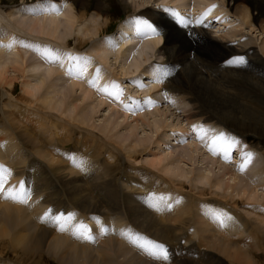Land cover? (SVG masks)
Returning a JSON list of instances; mask_svg holds the SVG:
<instances>
[{"label": "bare ground", "instance_id": "obj_1", "mask_svg": "<svg viewBox=\"0 0 264 264\" xmlns=\"http://www.w3.org/2000/svg\"><path fill=\"white\" fill-rule=\"evenodd\" d=\"M111 1L38 0L35 4H27L23 1V5L13 8L12 11L10 10L11 12L2 10L0 5V25H5L8 29L5 36L1 37L0 35V80L4 81L6 78L5 69L10 65L20 71L29 70L31 72H36L48 65V61L26 63L27 51L22 54L18 45V38L27 35L35 42L45 41L56 46H70L68 38L73 35H76L77 38L84 37L86 39V37L101 34L100 25L95 26V24L90 23L93 15L91 16L92 19L89 18L88 20V12L86 14V11L88 7L92 6L96 13H103L102 15L108 23ZM221 2L227 5L229 12L242 25L247 27L257 25L264 32V0H221ZM122 6L125 10L130 9L127 3L123 2ZM129 11L131 12V10ZM133 13H143L158 19L161 24L160 28L165 31V34L163 37L157 36L148 39L146 37L148 29L144 28L143 25L137 24V26L130 28L124 25L121 26L119 32L114 35L115 38L121 39L118 42L119 49L123 48L122 58L124 61L121 65L130 61V59L132 60V58H135L137 60L135 62H138V58L144 49L160 48L163 58L158 79L163 81L161 89L164 92L181 93V96L187 95L194 103H192L193 109L200 116L199 118L203 117L211 123L219 122L234 130L235 126L241 124L242 120L246 122L250 119L264 126V57L256 50L251 41H242L240 38L243 37H240L236 38V40H240L237 44H234L235 41L228 40L229 38L215 39L205 32L206 24L203 22L191 26L189 20H177L170 12H159L148 6L146 9H139L133 11ZM127 22L129 21L127 20ZM24 26L29 30L28 33ZM234 36L237 37V35ZM142 37H145V39L142 40ZM106 46L104 44L100 49L97 48L96 52L101 54L104 52L103 49L107 48ZM35 54L39 56L38 52ZM238 54H240L238 57L243 58L244 62L242 64L229 63L234 58L222 63L230 56ZM104 60L106 61V58ZM105 63L107 64V61ZM98 70L97 72H99ZM103 73V71L99 72L101 75H104ZM154 77H156L155 74ZM27 78L29 80L25 82L24 87L28 93L32 94V92L40 90V87L33 82L32 76ZM14 79L15 77L11 78L7 83L12 86ZM95 80H97V77H95ZM7 94H10V91ZM1 95L3 97L6 93L3 91ZM50 96L45 95L42 101L49 102L48 105L53 109L56 100L51 99L52 96ZM59 101L60 104H63V101ZM217 102L224 107L218 106L219 104L216 105ZM143 117L148 118V115ZM58 118L55 120H58ZM2 120L4 124L0 126V165L6 168L12 166L14 169H18L16 171L18 178L13 176L14 178L12 177L11 182L9 181L10 183L8 182L4 188L8 190L13 186H19L21 184L20 180L23 181L22 174H24L25 190L30 195L27 203L15 202L0 195V264H228L216 254L211 253L213 256L208 257L210 253L207 250L204 252L198 251L206 245L218 252L222 250L228 257L243 264H260L254 259L253 255L251 257L248 254V252L253 251L252 247L249 246L246 249L237 240L232 239L247 229L246 223L243 224L241 221L236 224L232 219H228V213L234 210L233 206H236L234 203L232 206L228 205L230 203H227V201L220 202L221 200L219 201L217 198L207 197L206 190L201 189L198 196L195 194L185 195V201L188 200L186 204L183 200L178 201L180 206H183L181 203L185 204L180 211L183 215L188 214L189 217L182 218V216L178 217L177 214L175 218L169 216L168 219H164L168 208L159 199L157 192L167 191L170 194H167L168 198L176 196L181 199L179 194L181 193L182 196V192L185 190L183 182L176 186L172 181L163 177L168 184V188L161 189V185H150L148 178H146L147 181L142 180L143 177L149 175L142 177L139 174L140 176L135 178L127 173H120L115 177L110 175L111 171H105L104 175H96L94 173L97 170L94 169L95 167L92 164L90 167L89 162L93 159L95 161L97 159L96 162H98L100 154L94 155L93 152L86 153L79 150L80 152L77 151L78 158L73 159L74 162H68L67 158L59 155L60 153L58 154L59 151L55 150L56 146L53 149L44 137L37 138L33 131L28 132V128L20 129L21 133L19 132V135L21 137H18L16 131L10 128L11 124H9L6 117ZM154 122L152 120L150 123L154 124ZM159 122L160 119L156 118L154 126L157 129L160 128ZM64 123L66 122L64 121ZM66 128L64 129L67 132L68 128ZM177 128L180 130L179 137L187 138L186 141L193 145L190 146L189 152H186V155L191 152L192 154L189 157H192L193 153L198 152V142L189 140L188 136L191 135L184 125L180 124ZM37 132L39 133V131ZM16 141L20 143L21 151L24 149L25 156L30 160V163L25 166L27 169L22 168L21 160H19L22 157L21 152L18 153V150L12 145ZM99 143L100 148L111 146L110 151L115 149V146L110 142L99 141ZM75 144L77 145V143ZM89 147H92V145L89 144ZM252 154L251 161L246 167L249 168L248 172L250 174V170L258 165L259 160L257 154ZM152 155L150 164L154 167L161 165L164 173H169L178 166L174 163L177 157H172L171 151L166 154L153 152ZM205 155L211 160L215 159V162H219V158H215L217 156L215 153L208 152ZM87 166L93 168L94 171L92 172V169L89 172L84 171L83 168H87ZM226 170L224 176L227 175V178L231 180L229 186L232 188L230 189L239 188L240 193L248 195L249 199L254 197L259 200L257 195L260 196V194L257 191H259V187L264 186V173L258 170L254 178L248 179L244 176L243 171L245 169L241 171L240 168L228 167ZM182 172L184 171H177L178 174H176L181 176L185 173L181 174ZM206 173L199 171L197 178L203 181L209 176ZM207 178L208 181L211 179L210 177ZM221 182L220 178L217 177L213 181V185L221 187ZM224 182L226 183V181ZM223 185L226 186L227 184ZM145 192H147V195ZM209 194L213 193L210 192ZM232 199L234 200L233 197ZM257 200L255 199V201ZM237 202L236 200L238 205ZM44 204L49 210H52L53 214L63 213L67 215L75 213L89 219L95 218L96 214L102 215L105 221H108L105 226L108 231L103 234L101 228H97L100 225L96 222L91 224L93 227V240L74 235L73 229L70 228L71 222L67 224L65 230L61 231L59 226H55L54 221L42 219L44 217L42 214L45 215L43 213ZM199 206L202 207L201 210ZM172 207L171 210L174 211L176 204ZM194 209H197L202 215L197 214ZM257 210L260 211V224L264 227V208ZM210 211L212 212L210 213ZM213 213L222 215L220 219H217ZM193 214L197 215L198 221L193 219ZM115 222H120L123 229H116L112 234L109 230ZM176 222L177 224L182 223V227H177ZM188 223L195 225L196 229H194L197 234L199 237H203L201 240L205 238L206 242V239L209 238L206 245L201 243L196 249L194 244L186 239V237H189V227L183 228V226L189 225ZM123 230H131L129 234L140 235L156 243L168 245L172 251L169 259L167 261H153L151 255L146 258L145 252L134 251L123 238L125 237L121 234ZM182 235L185 237H181ZM213 238L215 244L209 245L208 240ZM183 243L190 244L183 247L176 246ZM243 245H245V241H243ZM230 249L234 250L231 251Z\"/></svg>", "mask_w": 264, "mask_h": 264}, {"label": "rangeland", "instance_id": "obj_2", "mask_svg": "<svg viewBox=\"0 0 264 264\" xmlns=\"http://www.w3.org/2000/svg\"><path fill=\"white\" fill-rule=\"evenodd\" d=\"M23 1L24 3H27V4H35V2L38 0H0V5L2 6V10L11 12L13 8H17L23 5L24 4L22 3ZM123 2L127 3L128 6H130V9L125 10L122 6ZM163 2L164 3H179L181 5H184L185 3L186 6L190 4L193 5V4L201 3L198 6H201V5L204 6V5H208L212 3L213 0H173V1L172 0H125V1L124 0H112L110 2L111 8L109 12V18H108L109 22L108 23L105 21L102 15L103 14L102 12L96 13V11H94V8L92 6L88 7L86 11V14L88 12V15H87L88 20L89 18L90 19L93 18L92 22L90 23H92L93 25L95 24V26L100 25L99 27L101 28V34L93 35V37L89 36V37H86V39H84V37L77 38L76 35L69 37L68 39H69L70 48L74 50H77V49L84 50L85 49L88 51L89 55H87L86 57H83V56L76 57L75 56L73 58H79V59L71 58L70 62L67 65H65L66 62L64 58H61L60 60L59 58L52 59L48 55L49 52L54 53L58 51L57 46L55 44H50L49 42H45V41L35 42L33 39H30V37L27 35H23L22 37L18 38V45L20 47L22 54H25V52L27 51L26 63L29 64L31 62L48 61V65L43 67L42 69H39L36 72H31L29 70L20 71L16 67L11 66V65L5 69V77H6L4 79L5 82L3 80L2 81L0 80V126L1 124H4L3 123L4 121L2 119L6 117L7 121H9V124H11L10 128L16 131L18 137H21L19 135V132L21 133L20 129L24 130L25 128H28V132L31 133L30 131H33L34 134L37 136V138L44 137L46 142L49 143L51 147H53V149L56 148L55 150L59 151V152L57 151L58 154L60 153L59 155H63V157L67 158L68 162H74L73 159L78 158L77 154L80 151H84L86 153L93 152L94 155L100 154V157L98 158V162H96L97 159L96 161L93 159V160H90L89 162L90 167L92 164L95 167L94 169L97 170L94 173L96 175L97 174L104 175L105 171L107 172L111 171L110 175L115 176V177H117L120 173H123V174L127 173V174H130L131 176H134L135 178L136 176L138 177L140 175L142 177L144 175H149L147 177H143L142 180L147 181L146 178H148L150 185L151 184L154 186L161 185L162 186L161 189L168 188V184L165 182L164 179L172 181L173 184L176 186L180 185L181 182H183L185 185V190H183L182 192L183 197L181 196V193L179 195L181 199L175 196V199L172 201L171 206L166 207L168 208V210H166L167 212L164 215V219H168L169 216H172V218H175L177 214H178L177 215L178 217L179 216H182V218L189 217L188 214L183 215L182 211H180L181 208L184 207L188 201V200L185 201L186 199L185 195L187 196V195L195 194L196 196H198L199 193H201L200 192L201 189L206 190V193H208L207 197L217 198L219 201L221 200L220 202H222L223 200H224L223 202L227 201V203H230L228 205H232V206L234 203L236 206H233L234 210L232 212H229L228 216L231 217L233 215L236 219L235 220L232 219V221L236 224L240 223L241 221L243 222V224L246 223L247 229L246 231H243L242 233H240L239 235H236L232 239H234L235 241L237 240V242L240 243L242 246H244L246 249L249 246L252 247L253 251L251 250L252 252L251 253L248 252V254H250L251 257L253 255L254 259H256L260 264H264V227L260 224V221H261V219L259 218L260 211L257 210L260 208L261 209L264 208L263 207L264 206V190H263L264 186L259 187V191L255 189L260 194V196L257 195L259 200H257V198H254V197L249 199L248 195L240 193L241 191L239 190V188L237 189L234 188L233 190L230 189L232 188L231 186H229L231 184L230 182L231 180L227 178V175L224 176L225 173L227 172L226 168L228 167L240 168L241 164L237 165L236 164L237 162L235 159H233L232 162H229L226 159H220L221 158L220 156H216L215 157L216 159L219 158L218 159L219 164H218L217 162H215V159L211 160L207 155H205L208 152H211L212 154L216 152L208 146L205 147V149L208 151L206 152L204 150V146L203 145L200 146L198 144H197L198 152L196 151L197 153H193V156H192L193 158L189 157V155L192 154L191 152L187 154L188 156L186 155V152H189L190 150L189 149L190 146H193V145H190L186 141L187 138L184 140L183 136L179 137L180 130L177 127H179L180 124L183 126L185 120L186 122H188L190 120H194L191 118H196V120L200 119L199 118L200 116L197 115L193 109L194 103L188 98V96L187 95L181 96V93L175 94V93L164 92L161 89V87L157 89L155 86H154L155 88H153V87H150V85H148V87L150 88L145 89V90H142L140 88V90L145 92L143 94L145 95L152 94V97L156 98L157 101L155 103L157 104L154 106V108L153 109L148 108V104L145 103V101L141 100L140 103L138 104L136 103V105H133L131 107L130 112H127L126 109L117 108V106L113 105L110 100L109 102H107L108 101L107 97L102 96L99 93V90L96 91L92 88L93 84L90 82L94 80L95 77L92 78L90 81L80 80L78 78V75H76L75 73V70H74L75 66L80 65L81 67L82 66L85 67L87 65H90L91 63L94 66L95 64L94 58H96L102 64L101 66L92 67L90 69V72L92 70L99 69L98 71L99 72L103 71L104 72L103 76H105L107 79L112 78V76L122 78L126 81L130 89H135V86H133L135 85V83L133 84L131 83V81H133L134 79V76L135 77L141 76L140 78L141 81L138 83H145V85L147 83V81H145L147 80V78L144 77L145 74L151 76V78H153V82L154 80H156V78L158 79L159 74L161 73L160 67H161L162 58H163L162 56L163 54L161 53L160 48L158 47L159 49H157V47H154L150 50L144 49L138 58V62H135L136 59L132 58V60L130 59L131 62L128 61L129 60L128 59L127 60L128 62H124V65H121V63L124 61L122 58L123 48L120 50L119 49L120 46H118L119 45L118 42H120L121 39H119L118 37L115 38L114 35L117 32H119L121 26L123 25L128 28L137 26V21H135V23L127 22V20L129 21L130 16L134 14L133 11H137L139 9L141 10L146 9V7L148 6V7L153 8L156 11L165 12L164 6L160 4ZM222 3L223 2H221V0H214V5H213L214 8L210 9L209 12L212 15L220 13V17L222 15L224 20L216 23L219 25L218 28H216L215 26H210L209 28L206 27L205 32L209 33L210 36L212 35L213 38L218 39V40H221L222 39L221 37H223L225 39L229 38L228 40H233L235 42L237 41L236 43L234 42V44H237L240 39H242V41H246V40L249 42L251 41L255 45L256 50L264 57V32H262L258 28L257 25H253V27H247L245 25H242L240 21H238V19L229 12L227 5L222 4ZM129 10H131V12ZM114 29L116 30L113 36L109 38H107L108 36H103V35H107V33H110ZM25 30L27 33L29 32V30H27L26 27H25ZM7 32H8V29L5 27V25H0L1 37L5 36ZM234 35H237V37ZM240 37H243V38H240ZM236 38H240V39L236 40ZM104 44L105 46L107 45L106 46L107 48L103 49L104 52H102L101 54L97 53L96 52L97 48L100 49L101 46H103ZM124 50H125V47H124ZM36 52L39 53V56L35 54ZM117 55L118 57H116ZM239 55L240 54L232 55L226 60H224L222 63L228 62L231 58H237ZM105 58H106L107 64L105 63L106 62L104 60ZM125 63L127 64V66ZM121 66L125 68H122ZM69 70L70 72H68ZM139 71L142 72L143 74H140ZM109 72L112 74V76ZM154 74L156 77H154ZM30 76L33 77L34 79L33 82L36 83V86L40 87V90L34 93L32 92V94L28 93L24 87L25 82L29 80V78L27 77H30ZM14 77H15L14 82H13L14 84L10 86L7 83V81ZM107 81L111 82L112 80H105L103 84H106ZM141 86L143 85L141 84ZM3 91L6 93V95L2 97L1 92ZM9 91H10V94H7V92L9 93ZM138 94H141V93L139 92ZM45 95H49V96L51 95L52 96V97L50 96L51 99L56 100L54 102L55 106L53 107V109H51L50 106L48 105L49 104L48 101H47L48 103H45L42 101V98ZM59 100L63 101L62 102L63 104H60L61 102ZM215 104L216 105L219 104L218 106L224 107L222 106V104L218 102ZM74 106H77V107H74ZM144 115H148V118L143 117ZM57 117H59L58 120H55L57 119ZM136 118L137 119L140 118V119L137 120ZM156 118L160 119L159 129H157V127L154 126L156 122ZM201 118L204 119L203 117ZM152 120L155 121L154 124L150 123ZM64 121L66 123H64ZM242 121H241V124H239L237 127L235 126V129H234L235 131L229 127L227 128V126L219 122H217V124L223 125L224 130H226L227 132L234 131V132H237L239 135H242L243 137L244 136L247 137L248 142L252 143L257 148L256 150L251 148V151L249 152L255 153L257 154V156L259 153V155L261 156L260 162L258 163L257 166L254 167V169L250 170L251 174L248 172L249 168H245V170L243 171L244 176H246V178L248 179L249 178L251 179V178H254L255 173H257L258 170L264 173V155H263L264 154V126L263 124L261 125L258 124L255 120L248 119V121L246 122L245 121L242 122ZM56 122L59 124L61 123V124L59 125ZM215 123L216 122L211 123L210 121H208L204 124L209 129L210 128L222 129L218 125L217 126L213 125ZM12 124H14L15 126ZM59 127H62V128L60 129ZM66 127L69 130V131L67 130V132L64 129ZM41 129H43L44 131L43 130L41 131ZM36 130L39 131V133ZM73 130H74V133H73ZM191 136H188L190 141L194 140V142L196 141V143L201 141L200 138L195 137L193 134ZM235 140L238 141L237 139ZM99 141L101 142L103 141L105 143L110 142L111 144L115 146V149L110 151L111 146L110 147L102 146L100 148L99 147L100 145L98 146V144H100ZM82 142L85 144H83ZM137 142L138 144L136 145ZM176 142H177V145H176ZM238 142L242 143L241 140H239ZM75 143H77L78 147ZM89 144L90 146L92 145V147H89ZM12 145L14 146L15 149L18 150V151L16 150L18 153L21 152L20 155H22V157L19 160H21L22 168L27 166L30 163L29 162L30 160L28 159V157L25 156L26 154L25 150L23 149L21 151V145L18 141L14 142ZM69 150H71L69 153L70 156L63 154L62 152V151L67 152ZM170 151L173 154L172 157L176 156L178 158L177 159L175 157L176 159L174 161V163L178 166L172 170L170 169L171 171L169 170L170 171L169 173H164L161 169L162 168L161 165L154 167L153 165L150 164V158L153 157L152 155L153 152H156L158 154H166V153H169ZM243 155H241V157H243ZM179 157L181 158V160H179L180 159ZM242 162H243V158L241 160V163ZM182 167L185 170L181 169ZM25 169H27V167H25ZM90 169H92V172L94 171L93 168H88V166L87 168L85 167L83 168V170L87 172H89ZM17 170L18 169H14L15 171L14 176L18 178V175H17L18 173L16 172ZM181 170L184 171L185 173L182 172L181 174L183 173L184 174L181 176L177 175L178 174L177 171L181 172ZM199 171L207 172L206 174L209 175L207 177H210L211 179L209 178L210 180L208 181V178L206 177L205 178L206 180L204 179L205 181L204 180L200 181V179L197 178ZM22 175L23 177L25 176L24 174ZM96 177L98 178V176ZM217 177H219L220 181H222L221 187H217V186L215 187V185H213V181ZM223 180L226 181V183ZM228 180L230 182V183L228 182L229 184L227 183ZM24 184H25V181H24ZM223 184H227V185L225 186ZM210 192H212L213 194H209ZM167 194L170 195L169 192H167ZM248 194L250 193L248 192ZM222 195L226 198H224ZM207 197H202V198H207ZM232 197L234 198L235 201L232 199ZM255 199L257 201H255ZM182 200L185 201L184 202L185 204L181 203L183 204V206H180V203L178 201H182ZM236 200L238 201L237 202L238 205L236 204ZM175 204H176L175 210L172 211L171 208H173L172 206H174ZM45 206L46 205L44 204L43 209L45 208ZM199 208L200 210L202 209V207L200 206ZM48 210L49 209L47 207V209L45 210V213ZM195 211L200 216L202 215V213L199 212L197 209ZM173 212L175 213L173 214ZM211 212L212 211H210V213ZM83 217L86 219H89L86 216H83ZM193 219L195 221H198L196 214H193ZM89 220H92V219H89ZM106 223H108V221H106ZM114 224H117V226L119 225L122 227V225H120L121 224L120 222H115ZM175 224L177 225V227H182V223L177 224L176 222ZM121 227H118V228L123 229ZM184 227H189L188 229L189 237H186V239H188L190 243L192 242L196 249H198V246L201 243L202 244L205 243V245L207 244V239L209 238L206 237L207 238L206 242H205V238L201 240L203 237H199V235L197 234L195 230L196 229L195 225L189 224V225L183 226V228ZM181 237H185V236L182 235ZM214 241H215L214 238L211 240H208V242H210L208 244L214 245L215 244ZM243 241H245V245H243ZM190 243H183L181 245H176V246L178 247H183L185 245L189 246ZM246 249L244 250L246 251ZM205 250H207L210 253L208 254L209 255L208 257L213 256L211 255V253H213V254L220 256L228 264H243L240 261L233 260L232 258L228 257V255H226V253H223L222 250L218 252L217 250H214L212 247H207V245L205 247L202 246L200 249H198V251L200 252H204ZM230 250L232 251L234 249H230ZM214 258L217 260L216 257Z\"/></svg>", "mask_w": 264, "mask_h": 264}, {"label": "snow or ice", "instance_id": "obj_3", "mask_svg": "<svg viewBox=\"0 0 264 264\" xmlns=\"http://www.w3.org/2000/svg\"><path fill=\"white\" fill-rule=\"evenodd\" d=\"M137 24L143 25L144 28L150 30L153 34H160L151 24H148L145 21H137ZM48 55L52 59H58L60 53L58 51L54 53L49 52ZM73 59H79V58H73ZM243 62L244 61L242 57H237L229 61V63L231 64H242ZM74 70L76 75L82 76L84 74L85 68L81 67L80 65H77L75 66ZM90 83H92L93 86H97L99 91L107 93L110 96H114L117 99H119L122 95L123 90L121 89L120 85L115 82H110L109 84L104 86H98L97 80L94 79ZM135 103L138 104L139 102L137 101ZM145 103L152 104L154 102H152L151 100H146ZM207 131L208 130L203 128L200 129L201 133H206ZM225 139H226L225 136L223 134H220L219 136L213 137V143H215L217 140H225ZM238 143H239L238 141L232 140L228 142V147L231 148L233 147V145H238ZM252 155H253L252 153H247V152L244 154L243 162L240 165L241 171H243L247 167L248 163H250ZM9 175H10V170L5 166L0 165V195H2L5 199H11L15 202L27 203L30 194L25 190L23 183H21L19 186H13L11 189L5 190L4 185L7 183ZM75 215H76L75 213H69L67 215L63 213L53 214L52 210L50 209L48 212L45 213L42 219L44 220L50 219L54 221L59 226L60 230L63 231L66 229L67 224L75 218ZM213 215L217 219H220L222 214L213 213ZM228 219H231V217H228ZM101 231L106 234L108 229L101 228ZM130 231L131 230H123L121 234L125 236H129ZM73 234L83 236V238L88 240L94 239L93 235L89 234L88 232V226L82 222L78 225L73 226ZM129 239L132 243L137 244L141 249L146 250L152 256V258L157 260H164V261H167L169 259L168 250L163 244L156 243L154 241L148 240L143 236L136 234L129 236Z\"/></svg>", "mask_w": 264, "mask_h": 264}]
</instances>
